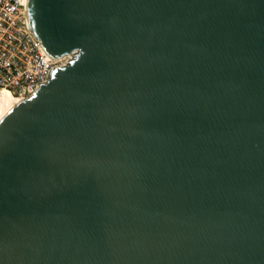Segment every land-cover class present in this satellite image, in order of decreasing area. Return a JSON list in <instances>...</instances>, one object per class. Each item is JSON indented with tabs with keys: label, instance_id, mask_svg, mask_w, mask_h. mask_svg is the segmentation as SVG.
I'll use <instances>...</instances> for the list:
<instances>
[{
	"label": "water",
	"instance_id": "95a60500",
	"mask_svg": "<svg viewBox=\"0 0 264 264\" xmlns=\"http://www.w3.org/2000/svg\"><path fill=\"white\" fill-rule=\"evenodd\" d=\"M74 58L0 120V264H264V0H27Z\"/></svg>",
	"mask_w": 264,
	"mask_h": 264
},
{
	"label": "built area",
	"instance_id": "2783aa9c",
	"mask_svg": "<svg viewBox=\"0 0 264 264\" xmlns=\"http://www.w3.org/2000/svg\"><path fill=\"white\" fill-rule=\"evenodd\" d=\"M27 0H0V97H31L53 75L68 64L77 49L50 58L42 41L29 27Z\"/></svg>",
	"mask_w": 264,
	"mask_h": 264
},
{
	"label": "bare ground",
	"instance_id": "6f19581e",
	"mask_svg": "<svg viewBox=\"0 0 264 264\" xmlns=\"http://www.w3.org/2000/svg\"><path fill=\"white\" fill-rule=\"evenodd\" d=\"M21 98L13 97L9 94H4L0 97V120L6 116L8 111L21 102Z\"/></svg>",
	"mask_w": 264,
	"mask_h": 264
}]
</instances>
